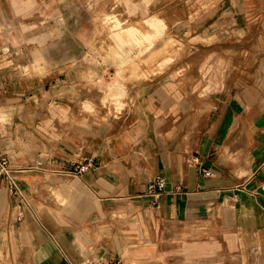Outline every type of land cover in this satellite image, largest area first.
Returning <instances> with one entry per match:
<instances>
[{"label": "crops", "instance_id": "0c3cea01", "mask_svg": "<svg viewBox=\"0 0 264 264\" xmlns=\"http://www.w3.org/2000/svg\"><path fill=\"white\" fill-rule=\"evenodd\" d=\"M107 1L86 0L92 22L87 44L96 54L107 53L105 43L112 39L114 53H125L122 32L95 26L94 16L106 11ZM111 1L134 12L139 6L143 15L148 5ZM74 4L0 0V156L27 202L0 187V264H264V0H163L167 20L179 22L176 35H168L158 17L144 20L163 38L196 41L198 83L192 88L164 72L142 78L129 84L135 88L128 110L113 121L116 100L123 103L115 93L122 82L77 93L73 87L81 82L71 75L58 80L46 74L60 66L51 55L55 50L48 53L39 44L43 37L56 44V25L29 36L43 21H75L74 9L64 10ZM125 33L137 42L142 31ZM68 37L73 58L78 51ZM21 43L28 45L23 60ZM217 56V72L202 77ZM221 60L251 76L257 71V80L239 73L224 77ZM8 63L23 77L7 73ZM85 68L71 61L64 69L84 76ZM29 75L35 77L24 79ZM91 95L107 107L111 122L71 125L85 121L77 119L68 98L98 117ZM83 157L94 159L92 169L81 176L62 173ZM37 162L40 169L30 170ZM155 177L167 187L149 194Z\"/></svg>", "mask_w": 264, "mask_h": 264}, {"label": "rangeland", "instance_id": "374dc122", "mask_svg": "<svg viewBox=\"0 0 264 264\" xmlns=\"http://www.w3.org/2000/svg\"><path fill=\"white\" fill-rule=\"evenodd\" d=\"M148 5L145 11V15L143 12L137 7L134 11L130 10V6L125 5H115L114 2L111 0L107 1L105 6V12L101 13V15H95L94 18L98 19L97 23H95L96 28L101 31L113 33L114 31L122 32V47L124 48L125 53H114V43L112 39H107L111 42V45L106 41V52L107 53H99L96 54L95 52L91 51L88 46V39L90 38V31L92 29V22H91V12H89L88 8L86 7V0H75V3L78 6H81V10H83L84 17L81 15V12L78 11L76 4L73 6H67L64 10L72 11L74 9L75 21L73 18H70L68 22H58L56 24L52 23H45L40 22L36 26L37 28L34 29L35 32H32L29 36L36 35L39 36L46 32L52 30L53 26L56 25L57 29V39L56 44L51 46V40L48 37L42 38L39 46L43 47L45 51L55 50V54H51L53 59L57 61L56 65L60 66L59 69H50L46 74L52 75L54 79L61 80L62 76L69 74L71 75L74 80H78L81 82L79 85L73 87L75 92L81 91L83 88H88L92 86H101L106 87L113 82H117L120 80L122 82V86L116 87V97L122 99L123 103L120 100H116L115 108L117 111L113 112V120L116 118L124 115L127 110V102L129 99V93L135 88L134 86H130L129 84L137 82L140 84L146 80L142 78H155L160 76L163 72L164 75H174L175 78H179L185 81L188 84H192V88L195 87L196 83H198V78L200 77V70H199V55L196 52V41L189 38V37H182L181 39L185 40V42L173 38L172 36L164 38L162 37L161 31H158L152 25H147L145 19H150L151 17H158L162 19L167 25L168 35H176L175 29H177V25L179 27V22L175 21H168L167 16L162 13V6L161 3L163 0H147ZM142 0H132V3L135 5H139ZM134 12V13H133ZM115 15H118L115 17ZM83 17V18H82ZM83 19V20H81ZM140 19V20H139ZM138 21V22H135ZM180 24H184L180 22ZM130 29H137L142 31L139 33L137 37V42H135V38L125 37L126 30ZM70 30H74V38L70 36ZM150 30L153 34V41L149 38H146V32ZM82 32L84 36H82ZM67 35L70 38V42L74 49H77L78 53L73 54V58L71 54H68V50L70 49L66 44ZM179 37V36H178ZM153 42V43H152ZM137 46V47H136ZM68 48V49H67ZM121 48V47H120ZM150 48L147 53H142L140 50ZM28 49V45L25 43H21L20 47L18 48L20 56L18 59H25V55H23ZM81 50L84 51L81 53ZM137 50L139 51L137 53ZM47 53V54H48ZM22 55V56H21ZM233 58L236 62V58L238 56L233 55ZM71 61H79V63H84L86 68L89 67L87 70H83L86 73L82 76L81 71L73 73L64 69L66 66L71 65ZM256 60L251 61L249 63V67L255 66ZM210 67L205 68L203 71L202 77L210 79L213 77V71L215 70V66H218L220 61L218 56L213 62H210ZM222 68H226L225 62L221 60ZM240 64V63H239ZM248 62L246 63V65ZM118 65H120V69H118ZM12 66L8 63L6 64V72L15 74L18 77H23L15 71ZM240 67V66H239ZM238 64L234 63L233 66L228 65L226 68L224 77H228V79L232 78L233 75L239 73L240 76L247 77L249 79L257 80V71H254V76H251V72L242 71L239 69ZM221 68V67H220ZM118 69V70H117ZM241 71V73L239 72ZM217 72V70H215ZM232 76V77H231ZM31 77H35V75H29L24 77V79H31ZM118 79V80H116ZM114 92V91H112ZM113 97V95L111 96ZM110 98V97H109ZM70 103V108L72 111L76 112L77 119H84V123H75L79 126H85L89 122H111L105 118V111L107 110L106 106H99L96 100L95 95H91L92 102L95 108L98 110V117L95 118L86 112L80 111V104L74 98H68ZM108 104V101H106ZM65 131L68 129H64Z\"/></svg>", "mask_w": 264, "mask_h": 264}, {"label": "built area", "instance_id": "2783aa9c", "mask_svg": "<svg viewBox=\"0 0 264 264\" xmlns=\"http://www.w3.org/2000/svg\"><path fill=\"white\" fill-rule=\"evenodd\" d=\"M193 162L197 165H201V161L199 159L194 158ZM94 166V159L92 157H83L78 161H75L71 164V170L67 172H62L68 176H81L86 173ZM41 167V163L37 162L34 167H31L30 170H38ZM200 174L203 177H210V172L201 168ZM0 187H4V189L13 197L19 198L24 204H27L26 200L23 197L22 191L20 190L17 181L11 175V168L9 166V162L6 157L0 156ZM167 187V182L164 178L155 177L153 178L148 187L149 194H157L165 191ZM115 264H121L120 261H117Z\"/></svg>", "mask_w": 264, "mask_h": 264}]
</instances>
